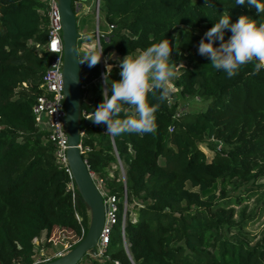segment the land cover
Segmentation results:
<instances>
[{"label":"trees","instance_id":"obj_1","mask_svg":"<svg viewBox=\"0 0 264 264\" xmlns=\"http://www.w3.org/2000/svg\"><path fill=\"white\" fill-rule=\"evenodd\" d=\"M77 2L84 0H71L75 10ZM209 3L213 6L205 0H98L102 56L114 52L120 63L127 54L169 39L176 94L207 102L203 109L181 110L176 100L161 101L159 93H150L149 103L158 105L155 134L110 136L106 125L91 119L81 125L82 158L119 201L118 221L101 255L87 251L75 264H264V232L251 241L244 220L234 218V208L223 199L226 185L264 186V69L249 75L254 67L249 63L229 78L198 52L201 38L224 11L232 22L242 14L264 22V13L247 2ZM46 6L45 0H0V264H34V237L42 234L47 246L58 241L54 229L69 232L73 239L61 242L67 250L86 229L81 232L83 217L78 221L74 215L68 174L31 112L48 58L41 48ZM230 36L226 30L225 41ZM86 51H78V62ZM99 72L100 62L94 67L79 63L80 120L103 99L93 81ZM108 75L105 88L110 89L120 78ZM112 144L124 164L123 181L117 170L108 173ZM199 144L212 155L207 157ZM123 189L131 204L123 225L126 247L119 223Z\"/></svg>","mask_w":264,"mask_h":264},{"label":"clouds","instance_id":"obj_2","mask_svg":"<svg viewBox=\"0 0 264 264\" xmlns=\"http://www.w3.org/2000/svg\"><path fill=\"white\" fill-rule=\"evenodd\" d=\"M247 2L257 13H264V0H235V4ZM205 4L212 7L209 0ZM211 18V17H210ZM231 36L225 41V31ZM86 39H92L88 33ZM219 40V46L215 41ZM172 46L169 39L152 43L136 55L127 54L120 61V79L111 81L110 89H103V99L91 116L93 123L106 125V132L113 135L135 133L140 136L155 134L158 105L149 103V94L159 93V100L166 101L176 78L175 63L171 59ZM59 49H54V52ZM104 48L93 44L79 63L96 66L103 55ZM200 55L208 56L211 66L223 70L231 78L238 74L242 66L253 63L249 75H256L264 69V22H258L248 15H240L231 21L228 11H224L216 23L208 29L198 46ZM184 67V65L182 64ZM106 83H109L106 79ZM125 105L128 107L125 108Z\"/></svg>","mask_w":264,"mask_h":264},{"label":"built area","instance_id":"obj_3","mask_svg":"<svg viewBox=\"0 0 264 264\" xmlns=\"http://www.w3.org/2000/svg\"><path fill=\"white\" fill-rule=\"evenodd\" d=\"M47 3L46 6V19H47V28H46V40L41 45V48L45 50L48 54V58L45 62V67L41 73L38 87L40 92L36 95L35 100L31 106V112L33 115L34 122L36 125L47 131L48 139L52 142L55 147L54 154L57 161L64 166V171L67 172L69 180L66 184V189L69 191L70 201L74 208V215L79 221L81 216L77 211V200L79 194L77 192L74 181L71 177L69 168L66 163L65 157V148H66V135H65V123H64V109H63V94H62V73H61V61H62V42L60 36V18L58 9L55 3V0H45ZM93 4L95 19L98 15V1ZM95 20V39L96 44L98 43V30ZM55 45V46H53ZM59 49V51L54 52V49ZM104 56L100 60V72L98 74L99 85L102 90L105 88V76L108 72L105 71ZM107 65V64H106ZM96 77V78H97ZM95 80V79H94ZM80 136L83 134V130L79 131ZM111 136V134H109ZM79 147H81L79 143ZM112 153L114 156V161L110 162L109 168L113 167L117 170V178L123 181L124 178V168L121 167V159L119 158L117 151L112 144ZM117 163V168L115 167ZM108 168V170H109ZM91 177L94 181L95 186L97 187L99 193L102 196L104 217L103 222L98 233L96 242H95V251H89L93 255H101L104 246L108 242L109 233L117 220V209L119 198L115 196L114 193L109 192L103 183V178L95 176L93 172L89 171ZM109 174L112 172L108 171ZM127 211L126 200H125V191L123 189L122 193V209L121 217L119 220L120 223V236L124 246L126 247V242L123 234V225L125 220V214ZM134 220V219H132ZM80 230L83 232V226L80 224ZM34 240V239H32ZM34 262L36 263L37 260ZM39 262V261H38Z\"/></svg>","mask_w":264,"mask_h":264},{"label":"water","instance_id":"obj_4","mask_svg":"<svg viewBox=\"0 0 264 264\" xmlns=\"http://www.w3.org/2000/svg\"><path fill=\"white\" fill-rule=\"evenodd\" d=\"M55 3L60 18L62 42L61 73L66 135L65 157L79 194L77 205L80 202L83 203L88 211V225L83 235L69 249L51 259L34 264H75L85 252H94L95 242L104 217L102 196L94 184L79 147L80 127L82 124L88 123L90 119L87 117L91 115H86L80 120L81 93L77 45L79 34L76 30L75 8L71 6V0H55Z\"/></svg>","mask_w":264,"mask_h":264},{"label":"rangeland","instance_id":"obj_5","mask_svg":"<svg viewBox=\"0 0 264 264\" xmlns=\"http://www.w3.org/2000/svg\"><path fill=\"white\" fill-rule=\"evenodd\" d=\"M95 0H84L82 3H78V7L76 8V26L78 30L79 37L77 38V41L83 40V35H87L88 33H92L93 37L90 40V47H92L93 44H96L95 39V15H94V9L93 4ZM97 21V20H96ZM97 24V23H96ZM102 23H100V26ZM89 47L86 49L88 50ZM78 51H84L79 49L78 44ZM105 63L103 62V65L105 66V71L108 72L106 74V77L108 79V74H119L120 77V71L121 68L119 66V57H117L116 53L112 52L109 55V58H105ZM99 79L98 77L95 78L94 82L96 85H99ZM105 87V85H104ZM102 89V88H101ZM91 95V94H90ZM86 98L88 97V94H86ZM169 101L172 102L173 100H176L178 105V109L181 110H198L203 109L206 105L207 100H203L201 98H198L196 96H181L176 94V88L174 85H172V88L169 93ZM199 147L202 149V151L207 155V157H210L212 155L211 151L205 147L203 144H199ZM113 162V161H112ZM116 168L117 163H116ZM121 167L124 168V164L121 161ZM115 168L110 167L108 171L112 172ZM249 185L248 183H243L241 185H238L236 187H232L231 185H226L225 191L227 192L225 200H227V207L232 206L234 208V218H241L244 220L243 229L247 231V237L252 241L255 238H257L261 233L264 232V186H256L255 184L251 185V188H247ZM216 185L215 191L216 193H219V187ZM240 196V200L236 201V196ZM127 208H131V204H126ZM77 211L83 217L82 220V226L83 228H86L88 225V211L85 208V205L83 203H79L77 206ZM132 219L135 218V214L133 212H130ZM65 235H67V238L65 240ZM40 237H34V255L33 258L37 262L42 260L50 259L51 257L57 256L58 254L65 251L64 248L61 247V242L65 241L67 242V239L72 240L73 236L69 232L61 231L60 229H54L53 231V240L55 243H51L47 246H42V234L39 235ZM64 238V239H62ZM82 257V256H81Z\"/></svg>","mask_w":264,"mask_h":264},{"label":"crops","instance_id":"obj_6","mask_svg":"<svg viewBox=\"0 0 264 264\" xmlns=\"http://www.w3.org/2000/svg\"><path fill=\"white\" fill-rule=\"evenodd\" d=\"M77 4H78V2H77ZM80 4V3H79ZM78 4V5H79ZM75 13H76V11H75ZM79 34H80V32H79ZM86 37V35H83V40H81V41H79L78 40V44H79V49L80 50H86L88 47L90 48V45H91V43H90V40L89 39H86L85 38ZM94 81V80H93ZM88 94V97L90 96V92H88L87 93Z\"/></svg>","mask_w":264,"mask_h":264},{"label":"snow or ice","instance_id":"obj_7","mask_svg":"<svg viewBox=\"0 0 264 264\" xmlns=\"http://www.w3.org/2000/svg\"><path fill=\"white\" fill-rule=\"evenodd\" d=\"M53 46H55V45H53Z\"/></svg>","mask_w":264,"mask_h":264}]
</instances>
